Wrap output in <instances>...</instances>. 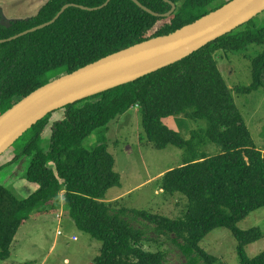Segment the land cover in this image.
Wrapping results in <instances>:
<instances>
[{
    "label": "trees",
    "instance_id": "obj_1",
    "mask_svg": "<svg viewBox=\"0 0 264 264\" xmlns=\"http://www.w3.org/2000/svg\"><path fill=\"white\" fill-rule=\"evenodd\" d=\"M139 1L160 14L172 7L165 0ZM171 1L176 10L168 17L153 15L132 0H111L94 11L73 6L51 25L0 43V115L49 81L169 34L230 0ZM105 2L48 0L36 15L11 21L10 27L0 24V39L50 21L67 3L98 7ZM257 16L174 64L65 106V117L53 123L45 147L43 134L53 113L27 130L14 143L20 142L23 149L13 161L30 157L24 177L38 188L22 198L0 186V259L9 258L17 232L36 209L57 211L61 201L76 226L102 242L92 264H166L163 252L144 249L145 230L132 224L135 218L153 225L157 234L174 236L184 264H217L218 257L205 250L201 241L219 227L228 228L237 240L241 264H264V250L254 257L246 253L248 245L264 236L263 231L238 225L264 207V152L233 95V91L251 93L263 84L264 48L256 55L246 54L252 66L248 86L231 88L218 66L220 52L264 46V24L257 22ZM136 107L142 113V137L157 149L174 145L183 150V163L162 175L160 187L166 194L187 198L182 216L116 210L117 201H104L107 191L120 184L115 157L105 143L86 148L81 141ZM178 115L208 124L193 129L187 138L164 123L165 118ZM209 144L220 146V152L209 155L205 149Z\"/></svg>",
    "mask_w": 264,
    "mask_h": 264
},
{
    "label": "rangeland",
    "instance_id": "obj_2",
    "mask_svg": "<svg viewBox=\"0 0 264 264\" xmlns=\"http://www.w3.org/2000/svg\"><path fill=\"white\" fill-rule=\"evenodd\" d=\"M47 1L0 0V17L9 21L28 19L36 15ZM256 20L264 24V12ZM263 48V45L253 44L245 52L219 53L218 66L231 88L252 83L251 59L246 54L256 55ZM233 95L257 147L264 152V82L256 91H233ZM64 117L63 108L53 112L43 134V147L50 142L53 123ZM164 123L187 138L191 136L193 129L208 124L206 120H192L184 115L165 118ZM144 134L142 113L136 107L113 120L108 128L97 129L81 141V145L86 148L105 143L115 157L114 167L120 174V184L107 191L104 201H117L113 205L116 210L125 207L148 210L172 218L182 216L188 204L187 198L182 194H166L160 187L162 175L183 163V150L174 145L157 149L142 137ZM19 143L11 146L0 157V186L8 187L17 196L26 198L38 188V184L29 182L24 177L30 157L13 161L14 156L23 149ZM205 149L210 155L219 153L221 147L209 144ZM35 187L33 191L32 188ZM129 216L133 215L130 213ZM131 222L135 227L145 230L142 242L144 249L163 252L166 264H184L185 257L174 241V236L157 234L153 225L145 223L141 218L131 219ZM238 225L242 229L257 226L264 234V207L251 212ZM201 246L218 257L217 264H241L237 253V240L228 228L212 230L201 241ZM101 247L100 240L76 226L60 201L57 211L39 213L36 209L32 213L17 232L9 258L0 259V264H24L28 261L34 264H92L100 254ZM263 250L264 236L246 247V253L250 257Z\"/></svg>",
    "mask_w": 264,
    "mask_h": 264
},
{
    "label": "water",
    "instance_id": "obj_3",
    "mask_svg": "<svg viewBox=\"0 0 264 264\" xmlns=\"http://www.w3.org/2000/svg\"><path fill=\"white\" fill-rule=\"evenodd\" d=\"M75 3L65 4L50 21L34 26L12 37L0 39L5 43L54 23L69 7L94 11L104 8ZM145 11L168 17L176 10L171 4L167 13H157L139 0H132ZM264 11V0H230L218 9L166 35L132 45L71 73L61 75L23 97L0 115V157L34 124L54 111L81 99L132 82L165 66L174 64L222 35L231 32ZM10 27L12 22L0 19Z\"/></svg>",
    "mask_w": 264,
    "mask_h": 264
},
{
    "label": "crops",
    "instance_id": "obj_4",
    "mask_svg": "<svg viewBox=\"0 0 264 264\" xmlns=\"http://www.w3.org/2000/svg\"><path fill=\"white\" fill-rule=\"evenodd\" d=\"M61 120V119H60ZM57 121H59V120H57ZM169 126V125H168ZM170 127V126H169ZM172 128V127H171ZM174 129V128H173ZM176 130V129H175ZM36 189V187L35 188H32V190L34 191Z\"/></svg>",
    "mask_w": 264,
    "mask_h": 264
}]
</instances>
